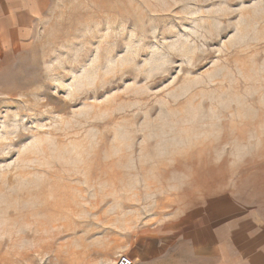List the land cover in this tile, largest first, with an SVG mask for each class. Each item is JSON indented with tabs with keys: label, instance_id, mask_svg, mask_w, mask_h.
<instances>
[{
	"label": "rangeland",
	"instance_id": "obj_1",
	"mask_svg": "<svg viewBox=\"0 0 264 264\" xmlns=\"http://www.w3.org/2000/svg\"><path fill=\"white\" fill-rule=\"evenodd\" d=\"M14 51L0 264H110L215 198L264 213V0H50Z\"/></svg>",
	"mask_w": 264,
	"mask_h": 264
},
{
	"label": "crops",
	"instance_id": "obj_2",
	"mask_svg": "<svg viewBox=\"0 0 264 264\" xmlns=\"http://www.w3.org/2000/svg\"><path fill=\"white\" fill-rule=\"evenodd\" d=\"M49 1L0 0V58L7 61L16 48L28 46ZM222 203L215 198L199 205L186 222L135 237L120 256L132 264H264L263 211Z\"/></svg>",
	"mask_w": 264,
	"mask_h": 264
},
{
	"label": "built area",
	"instance_id": "obj_3",
	"mask_svg": "<svg viewBox=\"0 0 264 264\" xmlns=\"http://www.w3.org/2000/svg\"><path fill=\"white\" fill-rule=\"evenodd\" d=\"M118 264H132V260L127 256H121Z\"/></svg>",
	"mask_w": 264,
	"mask_h": 264
}]
</instances>
